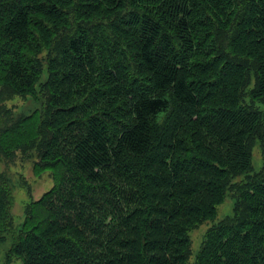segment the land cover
I'll return each instance as SVG.
<instances>
[{
	"label": "trees",
	"instance_id": "trees-1",
	"mask_svg": "<svg viewBox=\"0 0 264 264\" xmlns=\"http://www.w3.org/2000/svg\"><path fill=\"white\" fill-rule=\"evenodd\" d=\"M39 85L40 114L7 108ZM256 102L264 0H0V140L54 179L0 264H187L204 223L197 264H264Z\"/></svg>",
	"mask_w": 264,
	"mask_h": 264
},
{
	"label": "rangeland",
	"instance_id": "rangeland-1",
	"mask_svg": "<svg viewBox=\"0 0 264 264\" xmlns=\"http://www.w3.org/2000/svg\"><path fill=\"white\" fill-rule=\"evenodd\" d=\"M47 77L46 70L43 76V82ZM6 106L8 109H13L16 114L21 113L25 116H31L36 111V113L40 114L43 106L41 85L37 87L36 95H29L27 97L20 95L13 96L10 100L6 101ZM255 107L258 110L264 111L263 102H256ZM9 139L5 137V140H0V147L4 152L3 156H0V180L1 178L4 179L13 192V206L10 215L12 228L7 232V243L1 246L0 262L6 260V254L11 247L14 236H18L24 228L31 204L39 200L54 184L52 173L43 172L40 168L36 167L35 163L37 159L33 157V154L24 153L22 150H14L20 146ZM259 147L258 144L255 149V159H253L254 166L258 169L263 165L262 149H258ZM235 206L236 201L231 198L221 205L218 210L217 221L232 216ZM211 226L204 223V225L199 226L189 233L192 241V251L187 264H197V257L201 252L205 234ZM13 264H21V260L15 259Z\"/></svg>",
	"mask_w": 264,
	"mask_h": 264
}]
</instances>
